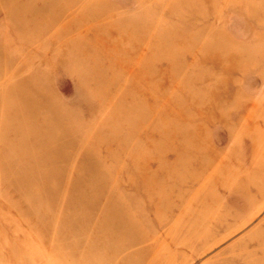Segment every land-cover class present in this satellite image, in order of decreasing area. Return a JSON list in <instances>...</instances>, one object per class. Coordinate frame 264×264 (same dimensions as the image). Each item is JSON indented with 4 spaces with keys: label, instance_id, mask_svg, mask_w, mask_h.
Masks as SVG:
<instances>
[{
    "label": "rangeland",
    "instance_id": "374dc122",
    "mask_svg": "<svg viewBox=\"0 0 264 264\" xmlns=\"http://www.w3.org/2000/svg\"><path fill=\"white\" fill-rule=\"evenodd\" d=\"M0 264H264V0H0Z\"/></svg>",
    "mask_w": 264,
    "mask_h": 264
}]
</instances>
